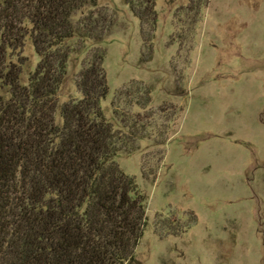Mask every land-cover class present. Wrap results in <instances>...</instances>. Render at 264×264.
Returning <instances> with one entry per match:
<instances>
[{
	"label": "rangeland",
	"instance_id": "374dc122",
	"mask_svg": "<svg viewBox=\"0 0 264 264\" xmlns=\"http://www.w3.org/2000/svg\"><path fill=\"white\" fill-rule=\"evenodd\" d=\"M94 1L74 18L100 12L108 32L73 43L86 50L71 53L59 99L104 48L103 113L142 136L114 158L144 197L130 264H264V0H155L154 27L122 0Z\"/></svg>",
	"mask_w": 264,
	"mask_h": 264
},
{
	"label": "trees",
	"instance_id": "16d2710c",
	"mask_svg": "<svg viewBox=\"0 0 264 264\" xmlns=\"http://www.w3.org/2000/svg\"><path fill=\"white\" fill-rule=\"evenodd\" d=\"M122 1L141 26H155V0ZM85 5L95 1L0 0V264L134 260L144 197L114 158L142 136L134 121L116 128L103 113L104 48L87 50L76 94L59 99L71 53L86 50L73 43L109 29L100 12L74 18Z\"/></svg>",
	"mask_w": 264,
	"mask_h": 264
}]
</instances>
